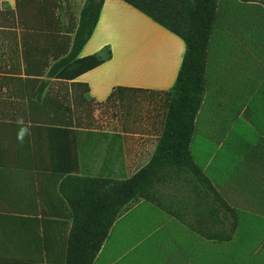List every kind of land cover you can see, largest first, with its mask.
Returning a JSON list of instances; mask_svg holds the SVG:
<instances>
[{"label": "crops", "instance_id": "crops-1", "mask_svg": "<svg viewBox=\"0 0 264 264\" xmlns=\"http://www.w3.org/2000/svg\"><path fill=\"white\" fill-rule=\"evenodd\" d=\"M83 3L0 0V264H65L72 220L62 181L128 179L148 163L162 132L145 97L168 98L182 41L123 1L102 0L90 36L69 58ZM105 49L108 59L79 71L77 60L104 58ZM139 210L188 231L157 207L131 202L92 264L121 214Z\"/></svg>", "mask_w": 264, "mask_h": 264}, {"label": "rangeland", "instance_id": "rangeland-1", "mask_svg": "<svg viewBox=\"0 0 264 264\" xmlns=\"http://www.w3.org/2000/svg\"><path fill=\"white\" fill-rule=\"evenodd\" d=\"M206 55L189 150L237 211L232 242L201 240L157 211H124L96 264H264V0H216ZM145 98L161 123L167 99Z\"/></svg>", "mask_w": 264, "mask_h": 264}, {"label": "trees", "instance_id": "trees-1", "mask_svg": "<svg viewBox=\"0 0 264 264\" xmlns=\"http://www.w3.org/2000/svg\"><path fill=\"white\" fill-rule=\"evenodd\" d=\"M121 1L179 38L184 51L167 94L162 132L148 163L125 180L69 177L60 184L59 192L70 207L72 220L65 264H92L113 222L135 201H145L164 211L206 242L230 244L238 228L237 211L189 153L204 93L206 48L216 0ZM101 4L102 0H84L69 58L90 36ZM104 52V58L93 55L77 60L79 71L90 70L108 59V49Z\"/></svg>", "mask_w": 264, "mask_h": 264}]
</instances>
